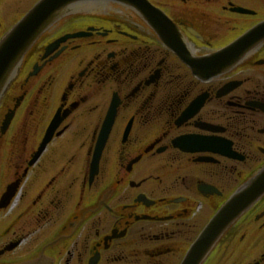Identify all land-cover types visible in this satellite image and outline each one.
<instances>
[{"label": "flooded vegetation", "instance_id": "af4514ba", "mask_svg": "<svg viewBox=\"0 0 264 264\" xmlns=\"http://www.w3.org/2000/svg\"><path fill=\"white\" fill-rule=\"evenodd\" d=\"M41 0H0V40ZM264 0H84L0 99V264H181L264 168ZM179 52V53H177ZM202 264H264V197Z\"/></svg>", "mask_w": 264, "mask_h": 264}, {"label": "water", "instance_id": "95a60500", "mask_svg": "<svg viewBox=\"0 0 264 264\" xmlns=\"http://www.w3.org/2000/svg\"><path fill=\"white\" fill-rule=\"evenodd\" d=\"M84 0H41L0 40V99L7 91L22 60L41 35L67 15L70 7ZM264 38V23L251 30L230 47L208 58L193 59L179 53L198 77L210 78L229 71L253 47V39ZM264 197V168L253 175L215 213L181 264H202L218 242L256 203Z\"/></svg>", "mask_w": 264, "mask_h": 264}]
</instances>
